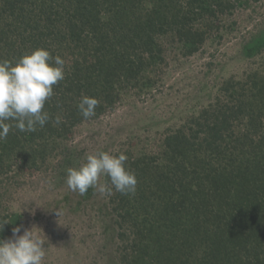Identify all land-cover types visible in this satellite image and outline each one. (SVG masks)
Segmentation results:
<instances>
[{"label":"trees","instance_id":"trees-1","mask_svg":"<svg viewBox=\"0 0 264 264\" xmlns=\"http://www.w3.org/2000/svg\"><path fill=\"white\" fill-rule=\"evenodd\" d=\"M232 7L228 0H0V61L43 48L64 59L66 72L45 105L61 123L34 133L13 126L0 142V185L12 166L35 168L87 121L77 108L82 95L100 101L96 119L125 89L150 90L161 40L173 37L192 55ZM244 49L249 58L264 53V35ZM260 61L242 79L222 81L215 103L167 134L153 155L125 154L138 184L134 195L107 197L123 249L116 264H264ZM0 219L12 223L0 233L6 240L21 218L0 206Z\"/></svg>","mask_w":264,"mask_h":264},{"label":"rangeland","instance_id":"rangeland-1","mask_svg":"<svg viewBox=\"0 0 264 264\" xmlns=\"http://www.w3.org/2000/svg\"><path fill=\"white\" fill-rule=\"evenodd\" d=\"M228 1L230 14L215 20V29L192 55H184L173 37L161 40L163 60L152 68L150 90L125 89L113 110L75 126L35 168L17 164L4 175L0 206L20 216L18 226L41 229L45 264H116L123 250L107 197L92 189L88 196L72 192L65 182L68 168L101 151L153 155L167 134L215 103L222 81L240 80L260 66L264 53L249 58L244 47L264 35V0Z\"/></svg>","mask_w":264,"mask_h":264},{"label":"clouds","instance_id":"clouds-1","mask_svg":"<svg viewBox=\"0 0 264 264\" xmlns=\"http://www.w3.org/2000/svg\"><path fill=\"white\" fill-rule=\"evenodd\" d=\"M66 78L65 61L48 50L36 49L13 63L0 61V142L14 126L20 132L34 133L50 121L59 125L61 117L54 118L45 110L46 103L55 95L54 87ZM100 101L82 95L77 105L80 115L89 120L96 116ZM127 155L101 151L89 154L78 168H68L66 185L72 191L85 195L90 189L101 197H111L114 192L134 195L138 180L127 166ZM104 182L101 183V179ZM58 217L60 210H56ZM12 224L0 219V233L4 226ZM41 229L33 226H16L8 239H0V264H45L46 237Z\"/></svg>","mask_w":264,"mask_h":264}]
</instances>
